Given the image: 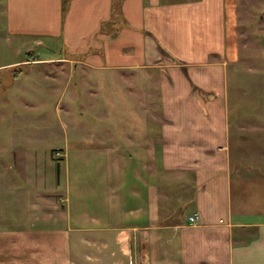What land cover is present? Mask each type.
<instances>
[{
	"label": "crops",
	"instance_id": "1",
	"mask_svg": "<svg viewBox=\"0 0 264 264\" xmlns=\"http://www.w3.org/2000/svg\"><path fill=\"white\" fill-rule=\"evenodd\" d=\"M3 2L0 39L21 53L54 45L67 51L53 60L0 62L2 107L16 99L35 106L24 100L31 78L20 72L9 81L6 72L58 61L63 80L83 67L84 92L100 106L98 90L119 95L124 108H101L95 116L108 123L100 133L82 132L86 142L60 146L52 184L37 137L23 125L12 142L0 137L4 196L14 211L0 225V264H264V188L243 195L229 152L228 68L254 28L244 21L252 0ZM126 70L154 79L158 122L144 124L141 109L120 92L114 75Z\"/></svg>",
	"mask_w": 264,
	"mask_h": 264
},
{
	"label": "rangeland",
	"instance_id": "2",
	"mask_svg": "<svg viewBox=\"0 0 264 264\" xmlns=\"http://www.w3.org/2000/svg\"><path fill=\"white\" fill-rule=\"evenodd\" d=\"M250 6L252 12H248L247 15L243 12L242 15L244 14L245 22L248 19L253 23L254 28L251 30L249 26L246 36H242L240 59L228 68V107L233 114L229 152L234 177L237 180L240 179V190L243 195L255 191L260 192V188H264V52L257 43V31L261 26V18H263L260 9L264 8V5L257 0H252ZM4 19V2L0 0V36L4 34ZM11 44L10 41L4 40V36L3 40L0 39V50L2 48L0 62H15L32 57H46L53 60L66 54L67 51L63 47L54 45V47H42V49L36 47L21 53L20 47H12ZM57 62L52 61L50 64L33 66L18 65L6 72L9 81L20 72H25V76L28 75L31 78L27 84H23L25 88L27 87L25 93L28 97V100H24L29 104H34V107L33 105L23 107L18 99L11 101L9 108L2 107L0 104V137L11 141L12 136L18 135L16 131L21 129L22 125L25 130H28L26 132L29 135L37 137L39 147L45 146L39 149V156L43 161L40 167L44 168L45 179H48L49 184H52V179L57 172V164L63 160V149L60 146L65 148L76 142H86L85 137L79 136L82 132L100 133V126L108 123L107 120L95 116V114L100 115L101 108H124L122 101L118 99L119 95L105 94L100 90L97 93L105 100L101 101V106L97 104L99 100L94 93L89 92L90 89L84 92V85L79 82V77L85 80V77L89 76L85 68L78 67L75 73L72 70V74L65 81L63 75L58 74L61 69L57 67ZM136 73L139 72L126 70L115 73L114 76L120 83L118 84L120 92L129 97L130 102H133L131 106L141 109L140 117L143 123L152 125L154 120L155 122L158 120L160 108L157 85L147 73H139L142 81L137 84ZM89 87L90 85H86V89ZM137 95L141 96L138 98ZM133 97H135L134 101ZM17 102L21 106L19 110L16 107ZM92 104L94 106H91ZM14 113L19 116L13 115ZM52 143H57L56 146L59 147H46ZM58 151L62 153L60 158L56 157ZM74 165L72 163V170ZM32 167L34 166H30V169ZM63 168L65 170V165ZM2 177L5 178L7 175L0 172V225L10 223L14 213L5 200L4 180L6 178L3 180ZM148 262L145 260L141 263Z\"/></svg>",
	"mask_w": 264,
	"mask_h": 264
},
{
	"label": "built area",
	"instance_id": "3",
	"mask_svg": "<svg viewBox=\"0 0 264 264\" xmlns=\"http://www.w3.org/2000/svg\"><path fill=\"white\" fill-rule=\"evenodd\" d=\"M56 154H57L56 155L57 158H60L62 156V153L60 151H58ZM190 219H191V221H194L195 217L191 216ZM140 264H149V263H140Z\"/></svg>",
	"mask_w": 264,
	"mask_h": 264
},
{
	"label": "trees",
	"instance_id": "4",
	"mask_svg": "<svg viewBox=\"0 0 264 264\" xmlns=\"http://www.w3.org/2000/svg\"><path fill=\"white\" fill-rule=\"evenodd\" d=\"M59 171H60V164L58 163L57 164V172H58V174H59Z\"/></svg>",
	"mask_w": 264,
	"mask_h": 264
}]
</instances>
